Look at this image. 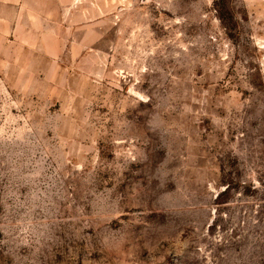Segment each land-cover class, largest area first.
<instances>
[{
	"label": "rangeland",
	"instance_id": "1",
	"mask_svg": "<svg viewBox=\"0 0 264 264\" xmlns=\"http://www.w3.org/2000/svg\"><path fill=\"white\" fill-rule=\"evenodd\" d=\"M23 2L0 0V264H264V0H67L54 35Z\"/></svg>",
	"mask_w": 264,
	"mask_h": 264
},
{
	"label": "crops",
	"instance_id": "2",
	"mask_svg": "<svg viewBox=\"0 0 264 264\" xmlns=\"http://www.w3.org/2000/svg\"><path fill=\"white\" fill-rule=\"evenodd\" d=\"M52 2V6H47L46 8H42L44 3L42 0L37 1L35 4L36 6H29L28 0H24V19L31 23L29 26L25 25V34H29V30L26 28L30 27V30L34 32L36 30L39 31V35L50 33L52 35L54 33V28H45L42 23L43 22H52V23H59L61 22V28L65 29L66 25L65 22L69 19V9L66 7L67 0H50ZM34 4V5H35ZM47 5V4H46ZM35 26L32 27V25ZM43 44V43H42ZM42 51L47 52L49 49L45 46H41Z\"/></svg>",
	"mask_w": 264,
	"mask_h": 264
}]
</instances>
